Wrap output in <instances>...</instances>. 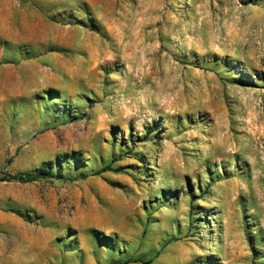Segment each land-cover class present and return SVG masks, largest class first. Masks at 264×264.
Returning <instances> with one entry per match:
<instances>
[{"label":"rangeland","instance_id":"obj_1","mask_svg":"<svg viewBox=\"0 0 264 264\" xmlns=\"http://www.w3.org/2000/svg\"><path fill=\"white\" fill-rule=\"evenodd\" d=\"M150 260L264 264V0H0V264Z\"/></svg>","mask_w":264,"mask_h":264},{"label":"trees","instance_id":"obj_2","mask_svg":"<svg viewBox=\"0 0 264 264\" xmlns=\"http://www.w3.org/2000/svg\"><path fill=\"white\" fill-rule=\"evenodd\" d=\"M106 171H111L110 167H105L102 170L96 172L95 175H99L100 173L106 172ZM55 177V175L53 174L51 169H47V168H40L37 170V173L34 175H23V174H15V175H10L9 178L19 181V182H23V183H27V182H33L36 180H40V179H45V178H53ZM59 178H63V175L61 173H59L58 175ZM141 263L143 264H151L152 260L150 261H144Z\"/></svg>","mask_w":264,"mask_h":264}]
</instances>
